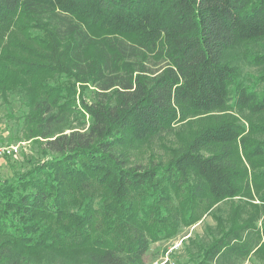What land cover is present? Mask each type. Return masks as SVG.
Listing matches in <instances>:
<instances>
[{"label":"trees","instance_id":"obj_1","mask_svg":"<svg viewBox=\"0 0 264 264\" xmlns=\"http://www.w3.org/2000/svg\"><path fill=\"white\" fill-rule=\"evenodd\" d=\"M10 29L31 39L44 29L45 46L11 52ZM256 40H264V0H0V101H20L37 149L20 164L3 157L13 174L0 177V264H71L81 255L86 264H144L153 244L239 196L246 172L233 144L249 149L252 140L232 119L203 122L165 163L130 164L124 150L231 102L263 114L264 73L256 85L241 82L225 55ZM153 57L160 70L142 61ZM256 58L264 64V52ZM77 82L104 91L88 101ZM71 112L89 115L84 131L63 129ZM252 130L264 133V123ZM238 218L219 220L191 263L264 261V226Z\"/></svg>","mask_w":264,"mask_h":264},{"label":"rangeland","instance_id":"obj_2","mask_svg":"<svg viewBox=\"0 0 264 264\" xmlns=\"http://www.w3.org/2000/svg\"><path fill=\"white\" fill-rule=\"evenodd\" d=\"M35 28L39 29L38 27ZM13 32V29L8 31L3 44L11 52L21 54L32 50L31 54H33L36 50L40 52L45 46L46 31L44 29H40L39 32L32 29L31 33L36 35L32 39L18 30ZM11 37L15 43L9 42ZM105 39L107 38H102L100 42ZM262 52H264V40L243 42L227 50L225 54L227 61L238 70L237 80L252 85L259 82L260 76L264 73V64L259 62L256 56ZM129 59L136 60L135 57ZM142 61L146 62V67H149L150 70H160L163 67L162 61H158L154 57L149 61L142 58ZM76 87L78 97L85 87L88 101L97 95V91H104L91 82H77ZM23 111L24 107L16 97L11 98L10 105L0 101V137H4V141L21 143L19 156L17 158L12 157V162L19 164L37 152L32 140L25 137L26 126H23L21 119ZM215 117L232 119L242 129V135L248 136L252 140V146L249 149H246L240 140L233 144L234 160L246 172V177L242 182V191L239 196L216 204L197 223L183 228L177 237L153 244L144 264H153L162 260L171 248L170 259L172 263L192 264L190 258L196 257L202 246H205L206 242L209 241L208 237L216 230V224L219 220L224 221V223H231L239 217V222L255 221L257 226H264V133L252 130L253 125L259 126L264 123V113L253 114L247 109L239 110L231 102L224 109L199 115H189L174 123L164 133L158 134L146 142L127 147L124 152L127 154L130 164L149 166L152 163L168 162L178 153L180 147L184 146L199 130L203 122ZM88 120L89 115L83 118L81 115L72 113L68 116L67 121L62 124V127L66 132H70L72 129L84 131L88 127ZM9 136L12 137L9 138ZM11 143H3L2 145ZM258 146L262 150L260 154L255 153ZM11 174H13V168L5 158H1L0 177L11 176ZM173 199L178 202L177 195H174ZM192 239L198 240L202 245L192 244L190 241ZM84 259L85 256L81 255L70 260L71 264H86ZM242 264H264V261L258 260L253 255Z\"/></svg>","mask_w":264,"mask_h":264},{"label":"built area","instance_id":"obj_3","mask_svg":"<svg viewBox=\"0 0 264 264\" xmlns=\"http://www.w3.org/2000/svg\"><path fill=\"white\" fill-rule=\"evenodd\" d=\"M21 152V143H11L8 145H2L0 144V158H3L5 156H9V157H13V158H17L19 156ZM172 250V248H171ZM171 250H169L164 258L160 261H157L153 264H174L171 262L170 259V252Z\"/></svg>","mask_w":264,"mask_h":264}]
</instances>
